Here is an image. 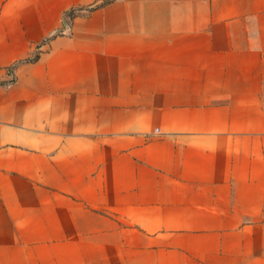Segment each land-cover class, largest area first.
Masks as SVG:
<instances>
[{"label": "crops", "instance_id": "obj_1", "mask_svg": "<svg viewBox=\"0 0 264 264\" xmlns=\"http://www.w3.org/2000/svg\"><path fill=\"white\" fill-rule=\"evenodd\" d=\"M0 264H264V0H0Z\"/></svg>", "mask_w": 264, "mask_h": 264}, {"label": "trees", "instance_id": "obj_2", "mask_svg": "<svg viewBox=\"0 0 264 264\" xmlns=\"http://www.w3.org/2000/svg\"><path fill=\"white\" fill-rule=\"evenodd\" d=\"M72 13V12H71ZM70 13V14H71ZM37 58H38V55H36L34 58H31V59H28V60H26L25 62H34V61H36L37 60ZM13 82V80L10 82V83H12ZM4 85V84H3Z\"/></svg>", "mask_w": 264, "mask_h": 264}, {"label": "rangeland", "instance_id": "obj_3", "mask_svg": "<svg viewBox=\"0 0 264 264\" xmlns=\"http://www.w3.org/2000/svg\"><path fill=\"white\" fill-rule=\"evenodd\" d=\"M37 54H35L32 58H34ZM14 68V67H13ZM12 68H10L8 71L11 72Z\"/></svg>", "mask_w": 264, "mask_h": 264}]
</instances>
